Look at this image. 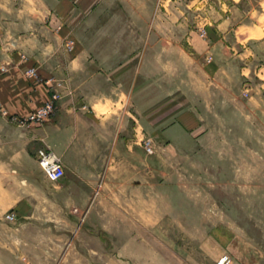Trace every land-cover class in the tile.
I'll list each match as a JSON object with an SVG mask.
<instances>
[{"label":"rangeland","instance_id":"rangeland-1","mask_svg":"<svg viewBox=\"0 0 264 264\" xmlns=\"http://www.w3.org/2000/svg\"><path fill=\"white\" fill-rule=\"evenodd\" d=\"M117 13L113 28L139 29L125 8ZM162 27L149 22L148 29ZM84 32L90 41L91 31ZM120 41L138 46L133 37ZM160 59L148 55L129 102L137 113L147 107L138 136L145 164L133 162L130 182L97 183L84 206L77 201L85 190L80 197L60 193L45 176L29 217L18 219L11 209L16 217L9 220L0 212V264H216L223 252L231 264H264V103L244 91L236 59L226 72L203 68L202 57L189 65L182 55ZM93 88L77 98L94 96L98 113L113 109L105 95L89 93ZM58 91L54 113L74 93ZM67 201L83 207L85 217Z\"/></svg>","mask_w":264,"mask_h":264},{"label":"crops","instance_id":"crops-1","mask_svg":"<svg viewBox=\"0 0 264 264\" xmlns=\"http://www.w3.org/2000/svg\"><path fill=\"white\" fill-rule=\"evenodd\" d=\"M122 7L139 29L113 28ZM149 22L168 28L148 29ZM126 37L138 46L120 41ZM151 53L156 62L163 54L182 55L188 65L202 57L203 68L221 72L236 59L244 91L264 103V0H0V62H10L0 69L2 214L13 209L21 219L32 213L37 182L46 176L37 158L42 146L64 162L59 192L80 197L86 191L81 206L97 183L131 181L133 162H146L138 136L147 127V107L137 113L129 102ZM29 66L37 79L25 74ZM89 84L96 86L89 93L105 95L102 101L114 108L98 113L94 96L81 102L76 94L87 93ZM59 86L74 93L59 100L51 117L30 125L12 119L43 105Z\"/></svg>","mask_w":264,"mask_h":264},{"label":"built area","instance_id":"built-area-1","mask_svg":"<svg viewBox=\"0 0 264 264\" xmlns=\"http://www.w3.org/2000/svg\"><path fill=\"white\" fill-rule=\"evenodd\" d=\"M204 32L205 30L202 31L203 34ZM9 64L10 62H0V69L6 71L7 66ZM25 74L28 77L34 79H37L39 77L38 71L35 66L27 67L25 70ZM59 97H60L59 91L55 90L52 93L51 97L47 101H45L43 105L34 109L26 116L13 115L12 119L21 125H27L34 122H43L54 113L56 102L59 99ZM1 108L2 106L0 103V109ZM143 143L147 151L154 152V146L150 139L148 138L143 139ZM37 158L44 174L49 180L53 182H60V180L65 176L66 170H65L64 162L60 157V155L50 146L39 147L37 150ZM70 209L72 212L80 214V216H83V218L85 217L86 210L83 207L79 205H73L71 206ZM6 217L9 220H14L16 215L14 212H8L6 214ZM231 263H232V257L230 253L223 252L218 258L216 264H231Z\"/></svg>","mask_w":264,"mask_h":264}]
</instances>
